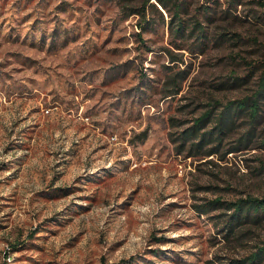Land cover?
I'll return each instance as SVG.
<instances>
[{
    "label": "rangeland",
    "instance_id": "1",
    "mask_svg": "<svg viewBox=\"0 0 264 264\" xmlns=\"http://www.w3.org/2000/svg\"><path fill=\"white\" fill-rule=\"evenodd\" d=\"M201 1L181 35L141 1L0 0V264H228L264 246V218L228 207L264 198V99L259 122L217 131L259 88L264 21L256 0L209 2L211 19Z\"/></svg>",
    "mask_w": 264,
    "mask_h": 264
},
{
    "label": "trees",
    "instance_id": "2",
    "mask_svg": "<svg viewBox=\"0 0 264 264\" xmlns=\"http://www.w3.org/2000/svg\"><path fill=\"white\" fill-rule=\"evenodd\" d=\"M134 1H141V6L138 8H132V13H140L143 15H146V11L148 8L152 7L157 10H160V7L171 11H173V16L175 17L176 23H175V29L178 34L185 35L184 29L186 27L187 19L183 17V13L186 11L189 12L190 7L195 5L194 0H156V2H153L152 0H134ZM219 0H203L199 2L195 9L198 12H202L205 14V16L208 19L212 18L211 14V5L208 4L209 2H218ZM235 5L242 4L243 0H234ZM256 5L260 7L261 15L260 18L264 21V0H256L254 2ZM230 13V9L225 10ZM192 18H190L191 20ZM206 25L202 24L199 20H196L192 28L190 30L189 35H192L193 33H198L196 35L197 40L200 39L201 43L204 44L205 40L202 36L205 37L206 35ZM263 99H264V72L261 74L260 84L259 88L251 95L246 96L242 99L231 101L226 106L225 109L221 112L218 121V135L222 134L224 131V128L231 127L235 121L236 116H241L243 113H245L248 117H250V122H259L260 118V111L262 109L263 105ZM210 112H207L204 116L199 117L197 119V124L193 126L191 129L193 134L198 133V130L196 126L199 124V127H202L205 121L209 118ZM189 129V130H191ZM188 130V131H189ZM216 131V132H217ZM213 134V131L209 133V138ZM207 133H204L202 136L201 142H199L197 145L200 146L203 142H205ZM220 137V136H219ZM228 207H235L236 212L234 214V219H236L238 222L241 221L242 218L244 219H250V218H264V198H242L239 201L231 202ZM243 221V219H242ZM230 231L233 230V224L230 223ZM261 264L264 262V246L260 247L258 251L253 252L251 255L240 259L236 261H230L228 264Z\"/></svg>",
    "mask_w": 264,
    "mask_h": 264
}]
</instances>
